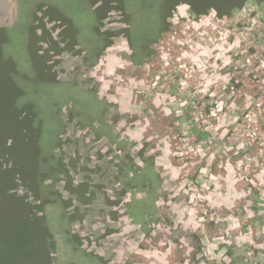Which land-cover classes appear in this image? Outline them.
Here are the masks:
<instances>
[{"label":"rangeland","instance_id":"obj_1","mask_svg":"<svg viewBox=\"0 0 264 264\" xmlns=\"http://www.w3.org/2000/svg\"><path fill=\"white\" fill-rule=\"evenodd\" d=\"M55 1L0 0V162L50 233L18 260L264 264V0Z\"/></svg>","mask_w":264,"mask_h":264},{"label":"trees","instance_id":"obj_2","mask_svg":"<svg viewBox=\"0 0 264 264\" xmlns=\"http://www.w3.org/2000/svg\"><path fill=\"white\" fill-rule=\"evenodd\" d=\"M155 1L157 4L156 8L160 9L159 10L160 18L162 20L168 17V14H165L164 10H166L167 8L173 9L174 6L181 4V3L188 4L191 8V12L198 16L206 13L208 10L213 8L216 12H218V15L222 17L225 15H228L234 9L243 8L247 4V2H249V0H155ZM17 2L16 3L18 7L15 6V10L17 12L21 11L20 5L21 7H25L29 5L31 6V0H19V1L17 0ZM48 2L51 4L57 5L58 10L61 12L60 14H62V11L60 10L61 4H57L55 0H48ZM103 2H104L105 8L103 7V9L97 10L98 13H101L102 11L107 10L108 9L107 6L111 4L112 0H103ZM34 4H35V1L33 2V5ZM124 4L126 3L124 2ZM29 9L31 10V12H29L30 14H27V15L24 14L25 16L23 15L22 19L25 22H28V25L30 26V24H33L34 22V17L36 13H35L34 7L32 9L30 7ZM64 16L67 17L69 22L72 24L69 26V29L67 30L68 34H74L75 36L79 37L77 38V39H80L78 43L80 42L84 44V41H87L92 36V33H91L92 29H89L90 33H88L89 31L87 33L84 32L85 34H89V35L91 34L90 37L86 36L85 38L84 34L81 33V27H83V25L81 26L79 25L80 22L82 21L70 15H68L69 17L66 15ZM86 24L87 23H85V26ZM93 29L96 32H99L97 27H94ZM31 34L34 37L33 49L35 51L36 47L34 46V44L39 40V37H36L33 32H31ZM96 35H99V34H96ZM100 36H102V34ZM35 38H37L38 40L36 41ZM99 39L97 41H94L91 39H90L91 41L88 40V42L90 41V43L88 44L89 53L95 54V52H97L98 50L104 47L103 45L104 38L102 40L101 38ZM4 44H7V42H4ZM22 46L23 48H26L25 45H22ZM38 56H39L38 53H36L35 51L36 66H38L40 62L44 60L43 58H39ZM19 63L22 64V70H23L24 61L23 63L22 62H19ZM36 70L38 69L36 68ZM36 113L37 112H35V115L37 116ZM34 144L36 146V149L37 148L42 149L41 145L37 146L35 139H34ZM36 153L40 155L39 150ZM1 154H3V152H1ZM22 161H25V159H23ZM1 162H3V159ZM1 162H0V238H4V239L0 240V262L2 264H7V263L9 264H21V263L22 264H45V263L49 264L48 261L45 262L43 258H40L39 256H37V258H34L33 256H31L30 260H27V261H25L24 259L18 260L19 257L17 255V252L19 249H21V245L19 244V242L22 243L23 248H26V246L28 245L27 242L31 238L32 233L38 232L37 235H39V238H36L37 241L41 243L43 242L46 243V239L50 237V233L47 231V227L46 225L44 226V223L42 222V220L35 219V213L31 208V204L25 201L26 198L17 197L15 194H11L9 192V189L11 188V183L13 182V177L15 173H18V171L21 169L20 164L19 165L15 164L16 167L14 168L12 167L13 169H8V168H4ZM16 169L18 170L16 171ZM40 226L41 228H39Z\"/></svg>","mask_w":264,"mask_h":264},{"label":"crops","instance_id":"obj_3","mask_svg":"<svg viewBox=\"0 0 264 264\" xmlns=\"http://www.w3.org/2000/svg\"><path fill=\"white\" fill-rule=\"evenodd\" d=\"M9 192L11 193V194H15L13 191H11L10 189H9ZM17 196V195H16Z\"/></svg>","mask_w":264,"mask_h":264}]
</instances>
